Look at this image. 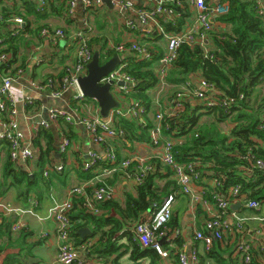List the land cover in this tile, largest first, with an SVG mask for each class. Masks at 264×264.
Returning <instances> with one entry per match:
<instances>
[{"label":"crops","instance_id":"obj_1","mask_svg":"<svg viewBox=\"0 0 264 264\" xmlns=\"http://www.w3.org/2000/svg\"><path fill=\"white\" fill-rule=\"evenodd\" d=\"M113 1L122 3L131 2L136 9L149 10L155 7V2L147 0ZM211 1L214 4L221 2V0ZM181 2L182 6L177 7L183 9L187 5L189 16L184 19V25L180 31H197V7L191 4V0H181ZM259 2L264 5V0H259ZM172 5L170 3L169 7L171 8ZM115 7L117 10H112L102 3L93 7H87L78 2L73 15H70L67 3L62 0H47L44 7L41 6L38 0H0V16L3 17L5 13L11 14V16H8V19L0 20V50H6L9 45H12L17 51L15 56L11 53L12 51L9 52L11 55L10 63L12 62V64L8 72V75L14 74V71L17 70L13 75L15 78L13 91L17 94V115L15 118L24 133L25 147L28 146L35 152L34 158L28 162H23L22 160L13 161L10 157L8 143L0 142V201L11 204L17 209L16 213L9 216H5L0 211L3 219L0 224V244L7 246L13 244V248L9 249L6 254L23 251L25 255V252H31L34 257L33 259H28L29 262L53 264L59 252L60 242L57 237L56 224L48 218L49 210L54 206L55 202L62 203L70 199L74 204L71 212L73 225L75 227L80 225L79 230H89L85 235L79 234V230L77 231L79 237L83 240L81 244H78L79 240L73 237L76 246H78V255L81 259H85L86 261L100 260L110 264H152L149 257L139 261L130 259L135 243L130 236L125 237L124 235L116 234L112 238L111 243L115 244L116 247L121 246V249L116 251V247H114L113 254H109L108 249L104 248L109 243V240L106 237L101 240V237L102 232H107L112 228L111 223L102 222L101 227L98 228L97 222L92 221L90 216L85 217L82 211V209H85L89 215L98 218L102 215L110 216L121 223H127V226L129 225L128 229L131 227V230H133L137 222L144 220L150 214V210L140 213L137 219H128L113 207L103 208L102 202L94 200L93 193L97 185L105 184L114 193V198L108 201L118 203L121 209H125L129 196L138 197L137 183L133 176L137 171L136 161L144 159L155 165V171L152 173L155 176L154 190L160 196V201L167 194L176 193L172 215L174 222L170 221L167 232V237L173 240V245L171 246L165 239L162 245L164 247L167 245L173 252L180 249L190 254L196 250L199 256L198 264H219L215 259L208 257L210 251L207 252L204 243L197 240L195 236L198 231L208 233L205 229V222L216 210L215 203L213 199L211 200V192L215 189L217 182L214 179L213 171H211L215 167V163L213 161L205 162L203 158H197L202 159L201 161H204L206 165L203 171L201 170V181L192 185L193 194L201 198L200 202L195 203L194 197L180 192L171 171L157 159L161 148L153 146L151 139V130L158 123L155 116L158 113H162L165 119L169 118L175 111V96L179 92L183 90L186 92L190 87L194 90H199L203 80L201 73L192 75L187 83L176 84L169 80L170 73L174 69L173 64L167 68L165 76H161L159 73L162 68L160 60L167 52V39L159 34L154 24L143 25L138 20L134 11H125L124 9H120L119 5ZM172 10L171 14L159 15L157 23L163 26L168 33H177L175 31H168L165 26L166 22H176L180 18L173 8ZM16 18H21L23 24H18L15 21ZM217 18L216 15L211 16L214 24L213 31L216 34L228 31L230 27L217 21ZM45 28L53 30L62 29L65 31L66 36L65 38L43 36L41 33ZM80 30H87L90 40H96L92 44L93 55L95 52H99L98 50L102 51L103 54L108 51H114V56L122 59L120 67L123 65L127 67L133 58L137 61L145 60L151 64L150 69L157 78V84L148 91L151 104L150 109L147 110V118L144 117L143 121L147 124L146 126L150 123L152 128L147 131L145 139L143 136H140L142 131H139L137 138L127 139L123 135L117 139L108 140V145L117 154L119 164L127 158L133 159V166L129 170L123 169L118 164L110 166L106 162H101L98 167L85 171L83 163L87 159L89 151H95L105 157L106 145H95L92 147L90 144V148L87 151L84 139L85 133L80 123L73 122L70 124L65 120H60L57 123L51 122L48 130H51L55 136V150L50 155V160L47 163H50L52 160L53 162L51 163L63 164L64 170L61 172L51 171L48 177H45L43 174L45 181L40 176L37 177V174L40 172L37 163L38 150L34 147L33 139L39 131L36 129L39 123L37 122L39 116H41L40 122L43 120L48 121L47 119H43L44 101L48 100L47 93L51 97L53 96L49 88L41 89L40 87L49 78H61L64 74V68L76 62L77 48L74 34ZM9 39H11V42H7ZM133 44L146 46L150 52V58L147 59L131 51L129 47ZM205 44L207 51L212 50L210 40ZM120 46H124L126 50L119 52L117 48ZM19 70L22 71L21 75H18ZM4 75L6 74L4 73ZM1 84L0 79V86ZM262 89L264 92V85ZM133 90L134 87L132 86H129L127 92L121 91L118 85L112 87V92L119 103L117 109L126 112L134 103H137L131 97ZM27 98L32 100V105H26ZM181 102L184 104V110L179 112L177 117L170 120L178 119V122L185 125L187 122L182 116H185L187 113L196 115V117L198 116L199 120L192 130L185 135H178L177 129L170 132V126L164 124V122L162 123V141L170 140L174 143L175 147L188 146L191 144L192 138L196 137L200 132L209 141H217L221 136L229 137L236 126V122L230 118L220 120V115L216 111L208 110L205 107L206 101L203 99L189 95L185 96L184 99H180ZM68 104L77 114V117L74 118L75 120L79 117H89L109 121L112 118L110 115L107 119L101 117L96 100L84 98L75 101L73 97ZM125 117L139 124L133 117L124 116L123 118ZM114 118H112L113 121ZM7 119L8 113L0 112V130L1 122L3 123ZM119 121H121L120 117L114 122L116 128H120L118 125ZM146 126L144 125L143 128ZM85 132L89 137L86 129ZM67 135L71 139L72 145L68 153L61 154L59 146ZM57 137L61 139L59 146H56ZM228 142H232V138ZM42 143L45 145L46 141L42 140ZM259 143L263 146L261 141ZM8 161L12 164L14 174H18L19 172L28 173L32 179L36 176L40 188H33L29 191L26 182L23 184H13L11 178L6 179L4 172ZM111 168L115 169V171L106 174L105 170ZM80 186H86V193L83 196H71V189ZM216 190L218 191V187H216ZM88 199L90 202H94L95 207L101 211L100 214L96 215L86 208L85 201ZM243 201L242 199L233 204L241 203L240 208H232L233 212H237L242 218L246 219L243 223V229L239 230L237 227H234L231 232L225 235L222 241L215 242L212 250H214V254L218 259L224 257L230 264H243L236 248L238 243L244 240L253 246L254 258L261 262V264H264V259L261 257L262 254L259 252V247L264 245V223L258 219L264 217V205L257 212L247 208ZM29 211H33L37 216L30 214ZM231 221L234 226L236 220L231 219ZM17 222L23 223L26 227L21 231L13 232L11 226ZM177 231L179 235L173 238L172 235L177 233ZM259 231L261 233H258ZM84 245L90 247L89 251L83 249ZM123 252L125 253L122 254ZM6 254L0 256V264ZM157 255L155 264H179L174 254H171L167 259L161 258L158 253Z\"/></svg>","mask_w":264,"mask_h":264},{"label":"built area","instance_id":"obj_2","mask_svg":"<svg viewBox=\"0 0 264 264\" xmlns=\"http://www.w3.org/2000/svg\"><path fill=\"white\" fill-rule=\"evenodd\" d=\"M42 7L47 3V0H38ZM67 3L68 12L73 15V11L78 2L86 5L87 7H93L102 3V0H62ZM155 2V7L153 9H136L131 2H118L113 1L112 3L120 9L125 11H134L138 20L145 26L154 24L157 27L160 35L167 39V52L164 54L160 60L162 65L159 71L161 76H165L167 68L172 66L179 56V50L182 45L188 44L190 46L200 45L202 47L206 46V42L209 40L210 33L214 30V24L211 20V16L216 15L217 17L226 15L229 12V5L226 3H216L214 4L211 0H191V4L197 7L196 24L197 31L194 30H183L177 33H168L165 28L157 23V17L161 14H171L173 12L169 4H175L176 6H182L181 0H147ZM259 2V0H258ZM259 15L264 24V5L259 2ZM2 20V17L0 18ZM15 21L18 24H23L21 18H16ZM41 35L46 37H60L65 38L66 33L62 29H43ZM74 39L76 41V62L73 65L64 68V75L59 79H49L40 88H49L51 90V95L53 97L62 96L63 92L69 88H74L76 94L74 96L75 101L84 99L80 87L79 79L87 75L88 65L93 59V50L90 46V37L87 30H80L74 34ZM129 49L139 56H143L147 59L150 58V52L146 46L139 44H133ZM119 52L126 50L124 46L117 48ZM11 55L9 53L0 54V112L8 113V119L5 122H1L0 130V142L8 143L10 147V157L13 161L22 160L23 162H28L34 158L35 152L28 146L25 147L24 133L22 132L19 123L17 122L15 116L17 115L16 101L17 94L13 91L15 78L11 74L4 75L1 68L10 62ZM126 66H119L115 71L110 73L106 78L102 79V84L114 81V85H118L117 82L124 81L125 85L120 86L121 91L127 92L129 86H135V80L127 75L123 69ZM22 71H18V75H21ZM113 85V86H114ZM190 86V85H189ZM217 90L213 85L202 80L199 90H194L191 87L185 92H179L176 98V108L169 118L165 119L162 113H158L155 118L158 122L151 130V139L153 146L160 147L161 152L158 154V158L162 165L167 167L176 181L180 192L183 194H189L194 197L195 203L200 202L201 198L197 197L192 192V185L197 184L202 179V172L200 168L202 167L201 160L190 161L188 163H182L178 161L176 153L174 151L175 145L170 140L162 141V123L165 120L173 119L179 115V112L184 110V104L180 99H184L185 96L193 95L199 99L206 101V106L208 108L215 107L217 102L214 100V95H216ZM223 104L228 106V102L224 101ZM26 105H32V100L30 98L26 99ZM147 114L145 107L141 106L139 103H134L133 106L125 111L114 109L110 113V117H115L112 120H102L100 118H89V117H79L77 120L74 119L70 114L60 110V109H50L49 110V120L41 121L38 123L37 130L49 129L51 122L57 123L60 120H65L67 123L72 124L77 122L82 124L89 134L91 143L95 145H106V156H101L95 151H89L88 157L83 163V169L85 171L92 169L95 166H99L101 162H106L108 165H119L125 170H129L133 166V159L127 158L118 163V158L115 150L108 145L109 139H117L125 134L122 128H116L114 122L117 118H123L124 116L133 117L140 124H145L143 121L144 115ZM72 141L68 136H65L59 146V152L61 154H66L71 148ZM53 162L52 160L50 163ZM48 163L47 168L45 167L44 176L48 177L51 171L61 172L64 170L63 164ZM137 171L134 174V179L137 185L144 183L146 178L155 171V165L149 163L144 159H138ZM256 166L259 169L264 170V161L261 159L256 160ZM114 168V167H113ZM105 170L106 174H110L115 171V169ZM104 173V171H103ZM219 182H216V187L220 186ZM215 187V189H216ZM219 188V187H218ZM240 186L231 187L227 194L220 191H216L213 194V201L215 203L216 210L212 213L205 222V229L208 233L198 231L196 233V239L204 243L207 252L211 251L215 242L222 241L225 235L232 231L234 227L239 230L243 229V223L246 219L242 218L237 212L232 211V205L237 203L240 199ZM86 193V186L75 187L71 189V196H83ZM94 200L96 202H104L112 200L114 198V193L111 188L105 184L97 185L94 189ZM176 199V193H172L165 197L161 204L154 205L153 210L150 214L142 221L137 222L133 230H131L133 241L139 243L143 248H152L159 254L163 259L169 258L171 255L170 248H165L161 244V240L165 239L173 245V240L167 237L168 225L171 221L173 215V204ZM86 208L92 211L94 214L98 215L101 213L99 209L95 207L94 202L90 200L85 201ZM245 206L254 211H260L262 205L256 200L249 201L245 203ZM74 204L68 199L65 202L57 203L49 210L48 218L56 224L57 237L60 242L59 252L53 264H110L105 261L100 260H88L81 259L78 255V246L72 236L73 223L71 219V212L73 210ZM0 211L4 213L5 216L12 215L17 212L11 204H6L0 201ZM30 214L37 216L33 211H29ZM47 219V217H46ZM232 220H236V224L233 226ZM264 223V217L258 218ZM2 215L0 214V224L2 222ZM26 226L23 223L17 222L11 226L13 232H18L24 229ZM258 233H261L260 231ZM179 232L173 234L172 237H177ZM169 245V246H170ZM89 246L84 245L83 249L89 251ZM260 254L264 259V245L259 247ZM237 253L240 255L241 260L245 264H250L253 259V246L242 240L238 243L236 248ZM177 257L179 264H198L199 256L196 250L188 254L186 251L178 250L173 252Z\"/></svg>","mask_w":264,"mask_h":264},{"label":"trees","instance_id":"obj_3","mask_svg":"<svg viewBox=\"0 0 264 264\" xmlns=\"http://www.w3.org/2000/svg\"><path fill=\"white\" fill-rule=\"evenodd\" d=\"M221 2L229 5V12L218 17L217 21L229 26V30L220 34H216L214 31L210 33L209 40L212 43V50L209 51H207V46L182 45L169 80L176 84H184L188 82L192 75L201 73L203 80L213 85L218 92L214 95L217 105L212 108L205 107L208 110L216 111L220 115V120L229 118L234 120L236 126L229 137L221 136L217 141L207 140L206 136L200 132L192 138L191 144L184 147H175L174 151L178 161L182 163L195 161L197 158H203L205 162L213 161L215 167L211 171L215 176L214 179L221 184L218 186V191L227 194L228 189L231 187L240 186L239 197L244 200V203L256 200L263 207L264 170L257 168L256 160L261 159L264 161V92L262 89L264 85V24L259 15L258 0H221ZM171 8L180 18L176 22H166V29L180 32L184 25V19L189 16L188 6L186 5L181 9L173 4ZM8 16H11V14L5 13L0 18L2 17L4 20L8 19ZM92 40H90L91 48H93L92 44L96 41ZM7 42H11V39ZM98 51L100 52V50ZM9 52L14 56L17 54L15 47L12 45H9L6 50H0V54ZM114 54V51H108L105 54L101 51L100 58L103 55L105 60H109ZM134 59L123 71L136 82L131 97L145 107L147 111L150 109L151 104L148 91L155 87L157 78L150 69L151 64L149 62ZM105 60L101 59L102 62ZM11 64L12 62H9L1 70L8 74ZM16 71H14V74ZM14 74L11 73V75ZM224 101L228 102V106L223 104ZM182 117L187 122H185V125L178 122V119L165 120L164 124L170 126V132L177 129L178 135L188 134L197 124L199 117L189 113ZM118 125L125 131L124 137L127 139L137 138L139 131H142L140 136L145 139L147 131L152 128L150 123L146 126L147 124H138L126 117L121 118ZM144 125L145 128H143ZM230 138H232V142H228ZM54 139V134L48 129H40L33 139L34 147L38 150L37 163L40 172L37 177L40 176L43 180H45L43 176L44 167L48 164L50 155L55 150ZM42 140L46 141L45 145H43ZM259 141L263 143V146ZM204 161H201L200 171H203L206 165ZM96 167L98 166L93 168ZM4 177L6 179L11 178L13 184L26 182L29 191L33 188H40L36 176L32 179L28 173L19 172L14 174L10 161L5 165ZM154 178L155 176L150 174L143 184L137 185L138 197L129 196L125 209H121L118 203L113 201L102 202V207H113L125 218L137 219L140 213L153 210L154 205L161 204L163 200L160 201V196L154 190ZM216 191L214 189L211 192V200ZM82 211L85 217L90 216L92 221L97 222L98 228L101 227L102 222L111 223L112 228L107 232H102L101 237V240L104 237L109 240V243L104 246L106 250L108 249L109 254L116 247L115 244L111 243L116 234L125 237L130 236L133 240V236L130 234L131 227L128 229L129 225L127 226V223H121L117 219L107 217V215H102L100 218L91 216L85 209H82ZM71 219H73L72 214ZM171 222H174L172 218ZM80 227V225H77L74 226V229L72 228V236L80 241L77 242L78 244L83 241L77 233ZM11 248H13V244L9 246L0 244V256L6 254ZM165 248L168 249V246L165 245ZM118 249H121V246L116 247V251ZM214 253V250L210 251L208 257L215 259L219 264H230L226 258L221 257L218 259ZM171 254H173V251H171ZM157 256L154 249L143 248L139 243H134L130 259L139 261L149 257L152 264H155ZM254 256L255 253L253 252V259L250 264H261ZM33 257L31 252H25V255L23 251L11 252L4 256L1 264H37L28 261Z\"/></svg>","mask_w":264,"mask_h":264},{"label":"water","instance_id":"obj_4","mask_svg":"<svg viewBox=\"0 0 264 264\" xmlns=\"http://www.w3.org/2000/svg\"><path fill=\"white\" fill-rule=\"evenodd\" d=\"M102 4L112 10H117L112 0H102ZM122 59L118 56H113L106 62H102L100 53L95 52L92 61L88 65L87 75L79 79V87L85 98L96 100L99 105L100 115L107 119L112 110L119 106V103L112 92L114 81H109L102 84V79L106 78L110 73L115 71L121 64ZM118 85H125L124 81L117 82ZM241 203L233 205V209L240 208ZM89 232L88 229H81L79 234L85 235ZM164 239L161 240V244Z\"/></svg>","mask_w":264,"mask_h":264},{"label":"rangeland","instance_id":"obj_5","mask_svg":"<svg viewBox=\"0 0 264 264\" xmlns=\"http://www.w3.org/2000/svg\"><path fill=\"white\" fill-rule=\"evenodd\" d=\"M101 59H102V60H105V56L102 55ZM43 93H44V92H43ZM43 93H42V94H43ZM74 96H75V90H74V88H69L68 90H66V91L63 92L62 96L57 97V98L51 97L50 94L47 93V98H48V100L46 99V100L44 101V104H45V107H44V108H45V109H44V113H43V119H47V120H49V110H50L51 108H58V109H60V110H62V111H64V112H66V113L72 115L74 118L77 117V114H76V112L74 111V109H73L72 107H70L69 104H68V102H69ZM43 99H45V98H43ZM61 99H62L64 102H63ZM40 119H41V116H39V118L37 119V122H40ZM77 122H78V120H77ZM80 125H81V127H82V130H83L84 133H85L84 139H85V141H86V148H87V151H88L89 148H90V144H91L92 147H94L95 144H92V143L90 142L89 137H88V135H87L86 132H85V127H84L82 124H80ZM60 141H61L60 137H57V139H56V146H59Z\"/></svg>","mask_w":264,"mask_h":264}]
</instances>
